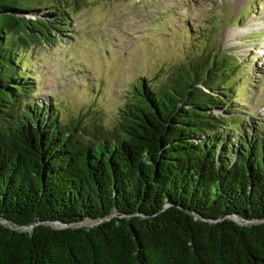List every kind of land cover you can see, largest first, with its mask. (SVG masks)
<instances>
[{"label":"trees","instance_id":"trees-1","mask_svg":"<svg viewBox=\"0 0 264 264\" xmlns=\"http://www.w3.org/2000/svg\"><path fill=\"white\" fill-rule=\"evenodd\" d=\"M83 1L0 0V218L18 227L0 222V264H264V121H236L237 57L145 75L109 126L61 117L25 57Z\"/></svg>","mask_w":264,"mask_h":264},{"label":"rangeland","instance_id":"rangeland-1","mask_svg":"<svg viewBox=\"0 0 264 264\" xmlns=\"http://www.w3.org/2000/svg\"><path fill=\"white\" fill-rule=\"evenodd\" d=\"M61 34L25 57L36 97L60 100L61 117L91 119V111L109 126L130 98L126 89L145 75L162 87L172 65L221 51L237 57L226 89L236 121H264V0H84ZM207 36L212 43L203 49Z\"/></svg>","mask_w":264,"mask_h":264},{"label":"water","instance_id":"water-1","mask_svg":"<svg viewBox=\"0 0 264 264\" xmlns=\"http://www.w3.org/2000/svg\"><path fill=\"white\" fill-rule=\"evenodd\" d=\"M167 205H170V204H167ZM232 218L235 220V221H237L238 223H240V224H245V223H247V221H245L244 219H241L240 217H238V216H232ZM212 221V220H211ZM0 222L1 223H4V224H6V225H8V226H10L11 228H13V229H18V227H16L15 225H13V224H11L10 222H8V220H6V219H3V218H0ZM53 225L54 226H59V225H61L60 223H57V222H53ZM28 227H24V230H26V231H28Z\"/></svg>","mask_w":264,"mask_h":264},{"label":"bare ground","instance_id":"bare-ground-1","mask_svg":"<svg viewBox=\"0 0 264 264\" xmlns=\"http://www.w3.org/2000/svg\"><path fill=\"white\" fill-rule=\"evenodd\" d=\"M234 34L236 35V32H234Z\"/></svg>","mask_w":264,"mask_h":264}]
</instances>
